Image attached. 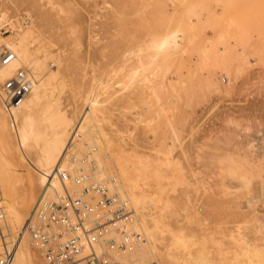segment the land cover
I'll use <instances>...</instances> for the list:
<instances>
[{
	"label": "rangeland",
	"instance_id": "rangeland-1",
	"mask_svg": "<svg viewBox=\"0 0 264 264\" xmlns=\"http://www.w3.org/2000/svg\"><path fill=\"white\" fill-rule=\"evenodd\" d=\"M0 11L20 22L32 15L39 43L61 62L69 116L79 102V117L85 105L76 100L95 92L106 137L164 162L152 195L162 233L155 255L141 264H174L162 253L179 234L189 256L183 264H246L244 248H264V0H0ZM40 11L56 20L49 28ZM174 27L181 30L179 49L171 57L156 54L152 41ZM55 65L50 58L48 66ZM10 155L23 180V220L10 225L15 239L44 185L15 149ZM87 162L80 188L95 182L88 171L95 163ZM28 245L32 264H45Z\"/></svg>",
	"mask_w": 264,
	"mask_h": 264
},
{
	"label": "bare ground",
	"instance_id": "bare-ground-1",
	"mask_svg": "<svg viewBox=\"0 0 264 264\" xmlns=\"http://www.w3.org/2000/svg\"><path fill=\"white\" fill-rule=\"evenodd\" d=\"M27 17L31 18L32 15L27 13ZM40 17L42 25L44 24L46 27L56 21L50 12L40 11ZM16 18L13 17L11 20L9 17L5 18L4 13L2 14L0 11V28L12 22L11 34L2 36L0 32V47L9 48L16 54V58L10 64L0 67V81L10 77L18 67L29 69L32 77L31 91L21 104L11 109V112L7 114L4 111L0 100V206L5 213L4 231L16 246L11 264H32L30 251L24 244L26 241L28 245L29 241L26 240V235L18 234V237L14 239L10 231V225L14 227L15 223L17 225L22 223L20 209L24 202L21 195L22 177L15 171L9 159L13 149L18 152L22 161L38 173V183L44 185L33 205L40 197L55 199L61 193L63 181L59 177V171L64 170L71 176L83 174L86 179L88 175L82 172L83 163L88 161L89 166L94 161L96 169L94 171L88 169L92 177L98 178L96 180L93 177L94 181L115 190L122 198L127 199L134 210L133 226L142 233L144 241L132 252V259L141 262L147 254L155 255L158 248L157 234L161 231L160 222L162 221H159L160 216L154 211L156 198L154 199L152 195L159 186H154L153 178L156 177L159 179L158 181L163 178L164 171L162 173L163 167L160 166L163 161H159L160 164L154 157V159L150 156L138 157L124 145L114 144L113 140L106 137L105 128L100 122L104 113L102 112L103 104L95 92L88 93L76 100V102L82 101L85 105L79 117L76 116L79 111L77 108L79 102L74 104L72 116H69L61 101L64 89L61 62L57 57L50 55V49L47 50V47L45 48L43 44L39 43L41 30L35 26L34 22L24 25ZM159 37L158 42L152 41L151 44L157 49L156 54L170 56L177 52L182 39L181 30L178 27H174ZM123 56L125 57L126 54L124 53ZM50 58L56 62L55 69L48 66ZM108 77L104 79L106 82H102L103 86L108 82ZM99 82L101 83V80ZM99 82L95 81L92 85L93 88L99 86ZM9 116L11 122H8ZM76 130L82 132L78 133ZM97 140H100V144L96 142ZM89 143L91 144L90 149L80 148ZM87 149L93 158H90V155H84L78 159L77 153ZM243 161L247 162L245 159ZM249 167L252 169V166L249 165ZM234 169L230 166L226 170L228 173H233ZM27 172L31 185L34 186V175L29 169ZM67 182L69 181L65 180V183ZM70 184L72 183L70 182ZM72 185L78 192L80 191L79 186ZM159 214L162 213L159 212ZM184 239L183 234L173 237L172 242L164 247L163 262L166 259L174 264H183L184 261H187L189 256L185 257L184 251L187 245ZM243 251L247 255L246 264H264V248L252 250L244 248ZM242 260L244 261L241 259L240 262Z\"/></svg>",
	"mask_w": 264,
	"mask_h": 264
},
{
	"label": "built area",
	"instance_id": "built-area-1",
	"mask_svg": "<svg viewBox=\"0 0 264 264\" xmlns=\"http://www.w3.org/2000/svg\"><path fill=\"white\" fill-rule=\"evenodd\" d=\"M21 23L27 25L29 18L21 16ZM0 30L7 33L12 28L6 24ZM15 58L13 50L0 47V67ZM31 85V72L25 67H18L0 81V98L8 113L22 103ZM70 176L59 171L61 193L55 199L38 198L18 234L28 237L45 264H141L131 254L144 236L133 226L134 210L127 199L97 182L83 186L79 192L74 186L71 190L65 183ZM84 179L79 174L71 183L80 186ZM4 222L0 206V264H11L16 246L4 233Z\"/></svg>",
	"mask_w": 264,
	"mask_h": 264
},
{
	"label": "crops",
	"instance_id": "crops-1",
	"mask_svg": "<svg viewBox=\"0 0 264 264\" xmlns=\"http://www.w3.org/2000/svg\"><path fill=\"white\" fill-rule=\"evenodd\" d=\"M26 245H27V244H26ZM27 247H28V249H29V251H30V249H31L30 246L27 245Z\"/></svg>",
	"mask_w": 264,
	"mask_h": 264
}]
</instances>
